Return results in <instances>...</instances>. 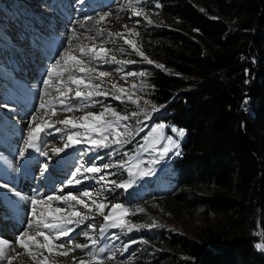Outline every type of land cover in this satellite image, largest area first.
Masks as SVG:
<instances>
[{"label": "trees", "instance_id": "trees-1", "mask_svg": "<svg viewBox=\"0 0 264 264\" xmlns=\"http://www.w3.org/2000/svg\"><path fill=\"white\" fill-rule=\"evenodd\" d=\"M47 2L59 8L67 0ZM114 2L93 0L92 6ZM141 5L153 20L136 28L135 44L153 63L143 58L138 67H129L148 73L147 96L162 107L153 122L186 134L180 155L161 175L172 180L171 187L146 192L138 204L170 217L217 216L197 238L159 228L154 236L166 249L156 250L147 262L264 264V250L256 246L264 243L257 229L261 216L264 231V0H151ZM1 15L32 30L31 39L52 36L31 25L16 1L0 0ZM162 17L174 25H164ZM204 186L214 191L197 188Z\"/></svg>", "mask_w": 264, "mask_h": 264}, {"label": "rangeland", "instance_id": "rangeland-1", "mask_svg": "<svg viewBox=\"0 0 264 264\" xmlns=\"http://www.w3.org/2000/svg\"><path fill=\"white\" fill-rule=\"evenodd\" d=\"M16 1L18 6L25 12L26 16L32 20L31 25H35L41 29V31L48 33L51 32L49 40L46 39L44 34H40L35 39L33 37L32 30L26 29L22 26L13 25L12 22L6 20L1 15L0 18V184H8L11 189L19 191L26 197H31L37 192L42 195H64L68 192L79 193L85 188H92L102 192L108 198L109 209H105V212L110 210L111 203H124L131 208L135 209L140 207L144 209L143 213H136L126 217V221H130L133 224L143 225H157L154 227H145L138 231L134 230L131 233L121 232L119 229H110L108 235L113 233L120 237L119 240L111 241L110 243L118 248H123L125 244L129 245L128 250L122 254H117L118 260H130L131 264H150L147 261L151 260V254H157L158 251H165L166 247L163 243H159L155 238V231L161 227H168L170 229L180 231V233L190 235L193 238L198 237L199 229H201L206 223H212L217 218L214 214H207L206 212H197L196 214L185 215L183 217H170L164 213L155 212L145 209L143 205L138 204L143 195L148 191H166L171 187L172 180L169 178H161L162 173L168 169L171 161L175 158V152H179V147L174 148L169 153V158L162 160L160 164L155 165L156 173L152 176H146L140 179L137 186L130 189L129 192L133 195L129 196L124 193L123 189H115L108 192L101 186L100 183H95L92 180H84L81 185H68L66 181L71 178V174L74 173L75 168L80 163L89 161V155L83 154V150L86 145L81 144L74 147L65 149L60 156H56L49 151L51 160L47 157L40 155L39 153H32L31 157H25L20 159L18 153L22 148L23 140L25 139V129L28 127L29 117L35 111H39L38 102L35 97L40 94V89L37 87L40 81L43 79V73L52 59L56 56L57 52L64 47H67V41L71 35V28L75 27L81 34H85V29L80 28V25L76 23L77 20L86 21L87 16H96L97 13L111 11V15L105 18L104 22L99 25L94 24L93 21H86L87 27L92 28L93 32L86 33L87 36H94L95 29L100 28L104 30L105 35L96 38L95 40H89L82 38L80 40H73V45L83 43L85 45L95 46L100 49L104 48L109 50L107 55L116 56L117 60H133L136 61L132 64L120 65L115 63H97L96 67L99 70L109 72L107 77H104L103 88L108 91L113 90V85L116 87H123L127 91L122 95L126 98L127 95H133V99L142 97L140 101L141 108L151 109L153 103L147 96L146 90V76L148 73L145 69L131 70V67H138L137 63L141 65L144 57H137L139 50H134L131 45L125 43V40H132L135 43L134 33L138 26L143 23H148V20L144 16H134L131 10L120 11L121 5L125 3V0H115L113 5L110 6H92L93 0H67L61 7H56V4L51 5L48 0H12ZM151 1V0H144ZM106 2V1H105ZM107 3V2H106ZM138 8H142V5H136ZM149 20H153L144 10ZM159 17V15H156ZM155 16V17H156ZM164 25H174L171 18H163ZM138 21V23H137ZM126 26V27H125ZM235 26L234 23L231 24ZM120 33V36L108 37L107 33ZM194 38L197 36L193 34ZM123 49V51H121ZM136 73L135 76L127 75L128 73ZM145 73L144 76H140L139 73ZM136 85L135 88L132 86ZM73 91L75 85H72ZM72 95V94H70ZM94 100L103 101L105 104H110L116 107L117 110H123L125 113L137 110L136 105L128 103H121L109 96L107 99L104 97H93ZM150 101V104H145L144 101ZM7 104L8 108L3 107ZM159 111L153 112L150 120H144L143 116H139L135 119H131L126 123L135 125L136 120L143 121L144 132H141L139 136H136L132 143L126 145L120 150V153L111 158V162L115 163L117 160L123 157L124 152H130L138 147L137 142H143V137L149 133V130L157 124H163V135L165 139L157 147H163L166 145L167 137L173 138L180 146L185 138L178 136L177 132L169 131L168 125L164 122H153V118L159 114L162 110L161 105ZM62 105L57 106V113L50 119L52 122L64 119L66 117L77 118L84 115L87 112H99L101 110L100 105L96 107H88L83 110H74L73 112L61 111ZM106 118L107 115H106ZM48 119V117H45ZM56 127H63L62 125H56ZM175 128V126L170 129ZM185 132V131H184ZM47 148L51 149L53 146L62 147L64 143L62 133H54V135L48 136ZM44 147V145H42ZM115 147V146H114ZM77 149L80 150L78 153ZM112 149L101 150L99 154L103 155L107 151ZM31 152V150H29ZM157 153L145 152L142 153V159L145 161L152 159ZM47 162L49 168L41 175L42 165ZM90 162V161H89ZM109 162V157L105 156L104 161H97V164ZM148 165L145 164V167ZM105 172H115L117 175H110L108 179L122 181L127 179V173L123 172L119 168H112L105 170ZM103 174V173H101ZM90 175V174H85ZM83 179V177H80ZM202 193L211 194L214 188L197 187ZM62 189V191H61ZM82 209V206H79ZM83 210V209H82ZM87 211V210H84ZM30 217L29 204L20 201L16 198L10 189L0 187V236L7 239H12L10 234L11 226H18L14 236L19 234L26 227V222ZM88 223H95L97 230L103 223V218L97 216L95 220H90ZM82 228H86V225H82ZM10 229V230H9ZM81 229L77 228L76 232ZM145 231H150L145 233ZM154 231V232H152ZM12 232V231H11ZM72 233L71 235H75ZM135 234V235H134ZM97 235V233H93ZM133 236V240L131 237ZM42 239V238H40ZM129 239V240H128ZM136 241V243H131ZM77 242H88L83 236L77 238ZM135 245L133 249L131 246ZM131 249V250H130ZM18 252L23 253V249L17 248ZM60 249H55L51 253L45 252V255L49 257L45 264H79L81 259L87 260L84 252L77 249L70 251L66 256L58 255ZM73 257L76 260H73ZM43 260V257H39ZM13 264H35L26 253L20 255L17 260L13 261ZM108 264H114L109 261Z\"/></svg>", "mask_w": 264, "mask_h": 264}, {"label": "snow or ice", "instance_id": "snow-or-ice-1", "mask_svg": "<svg viewBox=\"0 0 264 264\" xmlns=\"http://www.w3.org/2000/svg\"><path fill=\"white\" fill-rule=\"evenodd\" d=\"M143 2L144 0H125L120 11L131 10L132 15L144 16L151 23L143 9L136 6ZM111 14V11L100 12L96 16H87L86 21H93L94 24L99 25ZM86 21H76L80 28L85 29V34H81L75 27H72L67 47L59 50L45 69L43 79L37 86L40 89V94L35 97L39 111L33 112L29 117L28 127L25 129L26 136L18 157L20 159H24L26 156L30 158L32 153H39L51 160L49 151L60 156L65 149L84 144L86 147L83 154L91 153L89 155L90 162L80 163L66 183L81 185L84 180H92L95 183H100L105 191L123 189L124 193L131 196L133 193L129 190L136 187L138 181L143 177L155 175L156 168L154 166L169 158V153L179 145L173 138L167 137L166 145L158 148L157 146L165 137L163 135L164 125L157 124L142 138V143L137 142V148L130 152H124L123 157L115 163L111 162V158L117 156L121 149L132 143L141 132H144L143 121L137 119L135 125L126 122L139 116H143L144 120H150L152 113L160 109L154 104L150 110L141 108L142 97L133 99V95L129 94L125 98L122 94L127 90L123 87L118 88L113 85L112 91L103 88V78L107 77L109 72L99 70L96 67L98 62L126 65L136 61L117 60L115 55L109 57L107 55L109 50L98 49L95 44L91 46L83 43L73 45L72 41L80 40L82 36L89 40H95L105 35L103 29L96 28L94 36H87L86 33L93 32V29L87 27ZM107 35L113 37L121 34L109 32ZM125 43L136 50V44L132 40H125ZM138 54L147 60L142 51H139ZM147 62L153 63L151 60H147ZM157 67H162V65H157ZM127 75L135 76L136 73L130 72ZM139 75L144 76L145 73L142 72ZM72 85H75L74 91ZM132 87L135 88L136 85ZM109 96L122 104L130 102L136 105L137 110L125 113L123 110L118 111L110 104L93 99V97L107 99ZM144 103L150 104L151 102L145 100ZM98 104L101 107L99 112H87L77 118L66 117L54 122L50 119L56 115L58 105L63 106L60 108L61 111L73 112L74 110L96 107ZM3 107L8 108V105L5 104ZM56 125L63 127H56ZM171 130L177 132L180 137L185 134L182 129L172 128ZM54 133L63 134V146H53L48 149L46 138ZM107 149L112 150L103 155L99 154L101 150ZM77 151L80 152L79 149ZM145 152H154L157 155L145 161L142 159V153ZM174 155L178 156L180 153L175 152ZM105 156L109 157V162L97 164V161H104ZM145 164L148 166L145 167ZM48 168L49 165L45 162L41 169L42 176ZM112 168H119L126 172L127 179L119 182L108 179L110 175H117L115 172H105ZM0 187L10 189L16 198L28 203L30 209L26 227L18 235L13 239L0 236V264H13V261L24 253L34 260L35 264H45L49 259L45 252L51 253L55 249L63 250L58 255L65 256L70 251L81 250L88 259H81L79 264H108L109 261L114 264H131L130 260L117 259V254L126 252L129 245L125 244L123 248H118L111 244V241L119 240L120 237L114 233L109 236V230L119 229L121 232L131 233L145 227L157 226L155 224H133L126 221V217L143 213L144 209L140 207L133 209L124 203H111L110 210L106 214L105 209H109L110 203L107 196L92 188H85L79 193L68 192L64 195L45 196L37 192L31 197H26L19 191L11 189L8 184H0ZM79 206H82L83 210ZM97 216L103 218V223L98 230L95 223H88L90 220H95ZM82 225H86V228H82ZM77 228L81 230L76 232ZM74 232L76 234L71 235ZM93 233H97V235L94 236ZM80 236H83L88 242H77V238ZM131 243H136V241H131ZM256 246L264 250V243ZM17 248L23 249V253L18 252ZM39 257H43V260ZM73 260L75 261L76 258L73 257Z\"/></svg>", "mask_w": 264, "mask_h": 264}, {"label": "water", "instance_id": "water-1", "mask_svg": "<svg viewBox=\"0 0 264 264\" xmlns=\"http://www.w3.org/2000/svg\"><path fill=\"white\" fill-rule=\"evenodd\" d=\"M257 229H258V232H259V237L263 241L264 240V231H263V229L261 227V216L258 218V221H257Z\"/></svg>", "mask_w": 264, "mask_h": 264}, {"label": "bare ground", "instance_id": "bare-ground-1", "mask_svg": "<svg viewBox=\"0 0 264 264\" xmlns=\"http://www.w3.org/2000/svg\"><path fill=\"white\" fill-rule=\"evenodd\" d=\"M17 227L18 226H13V227L11 226V230L9 229L10 230V234L12 235V237H11L12 239L14 238L13 236H14L15 232L18 230Z\"/></svg>", "mask_w": 264, "mask_h": 264}]
</instances>
